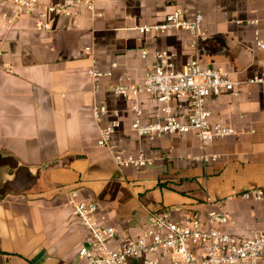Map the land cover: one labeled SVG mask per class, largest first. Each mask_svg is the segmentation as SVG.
<instances>
[{
  "label": "crops",
  "instance_id": "0c3cea01",
  "mask_svg": "<svg viewBox=\"0 0 264 264\" xmlns=\"http://www.w3.org/2000/svg\"><path fill=\"white\" fill-rule=\"evenodd\" d=\"M92 1L94 12L82 8L72 17L58 18L47 32H38L32 17L12 28L0 17L3 60L14 70L0 72V264H87L78 251L89 233L68 205L73 191L78 201L96 204L97 218L104 217L117 230L112 248L137 239L149 217L167 207L179 210L178 221L198 213L205 222L207 197L233 219L234 224L219 225L220 230L247 236L264 228V205L241 197L264 185V85L245 86L238 97L223 93L207 99L212 119L231 126L236 135L205 151L192 134L139 138L131 130L135 101L111 92L126 76L128 83L142 82L160 50L174 55L178 70L198 58L234 80L252 78L261 70L264 53L256 49L254 29L246 22L264 17V1ZM177 7L203 14L204 41L180 30H138L161 23ZM113 64V77L101 79L95 90L88 71L108 72ZM138 102L144 123L161 107L146 94ZM96 103L119 112L114 144L125 154L143 151L150 167L121 169L98 147L100 130L111 115L96 122ZM177 104L181 108L176 112L188 111L185 101L173 102ZM204 154L218 159L205 163ZM15 169V179L4 184Z\"/></svg>",
  "mask_w": 264,
  "mask_h": 264
},
{
  "label": "built area",
  "instance_id": "2783aa9c",
  "mask_svg": "<svg viewBox=\"0 0 264 264\" xmlns=\"http://www.w3.org/2000/svg\"><path fill=\"white\" fill-rule=\"evenodd\" d=\"M253 1V0H247ZM264 1V0H263ZM94 12L92 0H0V17L8 28H12L23 17H32L38 32L52 29L58 18H69L80 12V9ZM204 16L199 11L177 7L156 25L144 26L141 33L164 34L180 30L191 34L197 41L205 37ZM253 27V40L258 51L264 53V17L246 22ZM89 51V49H87ZM143 57L147 51L142 52ZM4 51L0 43V72L12 74L13 66L3 60ZM155 65L143 81L131 84L129 78L112 87L111 92L124 100L135 101L131 110L133 121L131 130L139 137L154 141L168 136L192 134L198 140L200 149L205 151L213 142L236 135L235 130L212 119L206 101L223 93L238 97L243 87L264 85V61L258 74L246 81L234 80L230 75L216 68L204 66L198 58L191 60L187 66L178 70L174 64V55L165 50L154 54ZM102 72L97 67L88 71L89 77L97 83L104 77H113V70ZM98 90V85L95 87ZM156 98L159 110L149 121H143V110L138 102L141 95ZM185 101L189 109L178 113L173 102ZM111 115L108 124L100 130L98 147L106 149L121 169L142 170L152 165L143 151L136 155L125 154L113 142V136L121 127L118 111H110L106 103H96L92 107V117L101 122ZM216 155L204 154L201 160L205 163L216 162ZM244 200H251L264 205V185L246 191L241 195ZM209 207L206 221L198 213H191L182 221L175 219L177 209L164 208L160 213L151 215L147 228L137 239L120 243L112 248L110 243L117 235V230L105 223V218H97L98 206L94 203L78 201V193L69 194L68 205L78 223L89 233V239L80 247L78 256L87 264H127L131 259H138L141 264H264V228L252 230L247 236H237L218 228L219 225L234 224L231 215L207 197Z\"/></svg>",
  "mask_w": 264,
  "mask_h": 264
},
{
  "label": "water",
  "instance_id": "95a60500",
  "mask_svg": "<svg viewBox=\"0 0 264 264\" xmlns=\"http://www.w3.org/2000/svg\"><path fill=\"white\" fill-rule=\"evenodd\" d=\"M205 40V38H203L202 39V41H204ZM19 168H22V166H18V168H17V170L19 169ZM17 170L15 169V170H12L11 171V173H12V176L8 179H5V181H4V184L6 183V182H9V181H12L13 179H15V172H17ZM29 170H32L33 171V168L31 169H29ZM14 174V175H13ZM2 186V185H1ZM2 187H0V189H1Z\"/></svg>",
  "mask_w": 264,
  "mask_h": 264
},
{
  "label": "rangeland",
  "instance_id": "374dc122",
  "mask_svg": "<svg viewBox=\"0 0 264 264\" xmlns=\"http://www.w3.org/2000/svg\"><path fill=\"white\" fill-rule=\"evenodd\" d=\"M205 201H206V199H205Z\"/></svg>",
  "mask_w": 264,
  "mask_h": 264
}]
</instances>
